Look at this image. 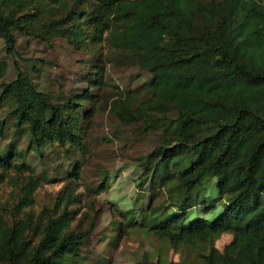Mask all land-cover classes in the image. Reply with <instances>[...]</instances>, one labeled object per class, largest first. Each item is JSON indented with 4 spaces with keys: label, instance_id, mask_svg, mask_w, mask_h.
Here are the masks:
<instances>
[{
    "label": "trees",
    "instance_id": "16d2710c",
    "mask_svg": "<svg viewBox=\"0 0 264 264\" xmlns=\"http://www.w3.org/2000/svg\"><path fill=\"white\" fill-rule=\"evenodd\" d=\"M20 38L89 52L86 86L50 92ZM0 43V184L13 189L0 201V264H89L94 217L73 224L74 206L103 56L148 75L117 88L109 114L158 139L133 160L145 207L109 204L126 220L114 239L144 227L199 260L138 264H264V0H0ZM96 172L98 183L83 180L88 198L108 188V171ZM52 181L64 184L34 212V192ZM223 233L232 239L218 248Z\"/></svg>",
    "mask_w": 264,
    "mask_h": 264
},
{
    "label": "rangeland",
    "instance_id": "374dc122",
    "mask_svg": "<svg viewBox=\"0 0 264 264\" xmlns=\"http://www.w3.org/2000/svg\"><path fill=\"white\" fill-rule=\"evenodd\" d=\"M19 42L21 48L25 49L24 56L43 59L37 64H40L44 71L41 80L50 92L73 91L76 93L86 86V81L82 77L87 74L88 67L85 63L91 57L89 52L74 49L63 39H56L51 45L29 41L26 38H20ZM102 51L106 52L104 48ZM0 54H2L1 43ZM103 60L109 62L104 66V82L92 89L95 95L88 102L91 103V107H94V111L88 126L85 160L80 171L86 183L96 184L102 179V175L96 172L97 169L107 170L108 188L88 198L85 183L81 179L76 189V192L80 194V200L74 206L77 214L73 224L86 228L89 220L94 217L93 231L86 240V251L90 258L88 262L99 264L98 261L103 258L108 260V264H138L145 257L153 260L158 254L174 262L181 257L182 260L199 263L198 257L187 248L181 254L178 253L179 250L175 252L173 249H168L164 241L155 238L144 227H127L125 228L127 232L125 231L118 239H114L115 224L119 221L124 223L126 220L113 212L109 204L112 203L123 211L132 207H145L149 186L147 182H143V191L137 189L135 183L141 177V171L133 160L140 155L147 154L158 144V139L155 134H145L138 124L128 126L120 124L108 112L110 96L117 88L120 89L127 85L134 87L147 79L148 75L136 66H128L122 61L117 62L105 56ZM22 63L25 65V61ZM27 70H30V74L36 75L33 69L28 68ZM24 145L25 138L22 137L19 147L22 148ZM63 184L64 181L41 182L33 196L34 212L43 205L50 204ZM12 193L10 183L0 184L2 203L11 204ZM91 200H93V207H89ZM98 209L100 211L94 213ZM135 211H139V208ZM231 239L230 233H223L215 242V246L220 248L229 243Z\"/></svg>",
    "mask_w": 264,
    "mask_h": 264
}]
</instances>
